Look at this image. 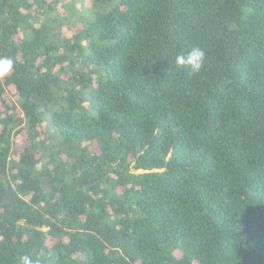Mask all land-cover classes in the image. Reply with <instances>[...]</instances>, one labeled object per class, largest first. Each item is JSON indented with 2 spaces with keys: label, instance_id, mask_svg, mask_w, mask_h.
<instances>
[{
  "label": "trees",
  "instance_id": "trees-1",
  "mask_svg": "<svg viewBox=\"0 0 264 264\" xmlns=\"http://www.w3.org/2000/svg\"><path fill=\"white\" fill-rule=\"evenodd\" d=\"M0 55V264H264V0H0Z\"/></svg>",
  "mask_w": 264,
  "mask_h": 264
},
{
  "label": "clouds",
  "instance_id": "clouds-1",
  "mask_svg": "<svg viewBox=\"0 0 264 264\" xmlns=\"http://www.w3.org/2000/svg\"><path fill=\"white\" fill-rule=\"evenodd\" d=\"M205 51L198 46L187 49L186 52L175 56L174 63L180 68H186L188 75L199 74L204 66ZM16 61L13 57L0 55V77L6 76L15 67ZM18 264H43L40 259L33 258L31 255L19 257Z\"/></svg>",
  "mask_w": 264,
  "mask_h": 264
}]
</instances>
